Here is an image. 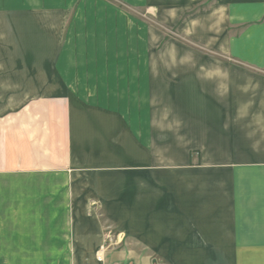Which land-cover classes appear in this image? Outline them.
<instances>
[{
    "label": "crops",
    "instance_id": "crops-1",
    "mask_svg": "<svg viewBox=\"0 0 264 264\" xmlns=\"http://www.w3.org/2000/svg\"><path fill=\"white\" fill-rule=\"evenodd\" d=\"M198 1L0 0V264L264 253V0L214 1L246 67L201 73L119 5Z\"/></svg>",
    "mask_w": 264,
    "mask_h": 264
},
{
    "label": "rangeland",
    "instance_id": "rangeland-1",
    "mask_svg": "<svg viewBox=\"0 0 264 264\" xmlns=\"http://www.w3.org/2000/svg\"><path fill=\"white\" fill-rule=\"evenodd\" d=\"M214 1L216 0L198 1L175 15H166L167 17L155 14L156 6L154 7L153 3L152 8L133 7L128 3L118 4L126 11V14L134 17L137 22L143 23L149 32L151 30L152 46L150 48L152 53H156V57H152V68L171 67L196 70L201 73L204 72L203 70L246 67L226 52L227 45L224 37L219 38L220 42L217 41V35L226 22L223 12H219L218 8L213 6ZM109 2L117 4L116 0H109ZM164 53L170 54L174 59L170 61L161 59ZM108 230H112L110 225L107 227V233ZM110 237L113 241L117 239V236ZM104 240L107 244L108 238L105 237ZM196 255L201 263L202 260L204 261L203 264H264V253ZM108 257L116 259V256L112 254H108ZM162 260L164 263L160 261L158 263L166 264L165 260Z\"/></svg>",
    "mask_w": 264,
    "mask_h": 264
},
{
    "label": "built area",
    "instance_id": "built-area-1",
    "mask_svg": "<svg viewBox=\"0 0 264 264\" xmlns=\"http://www.w3.org/2000/svg\"><path fill=\"white\" fill-rule=\"evenodd\" d=\"M107 238H108V241H107V245H102L98 254H97V260L100 261V262H103L104 259H103V254L104 252L106 251V249L111 245H114L116 241H113V239L110 237V235L108 234L107 235ZM108 246V247H107Z\"/></svg>",
    "mask_w": 264,
    "mask_h": 264
}]
</instances>
